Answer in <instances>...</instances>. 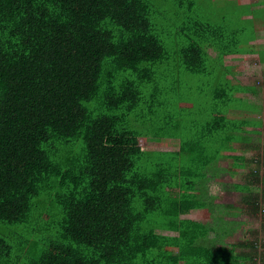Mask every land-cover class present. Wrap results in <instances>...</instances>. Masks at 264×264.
Returning <instances> with one entry per match:
<instances>
[{"label": "trees", "instance_id": "16d2710c", "mask_svg": "<svg viewBox=\"0 0 264 264\" xmlns=\"http://www.w3.org/2000/svg\"><path fill=\"white\" fill-rule=\"evenodd\" d=\"M168 9L154 0H0V264H256L255 252L213 243L208 214L182 218L213 210L212 164L261 150L237 95L254 88L221 82L200 121L162 82L204 80L228 55L258 54L256 28L220 23L195 0ZM146 137L180 145L145 149ZM248 168L260 180V168Z\"/></svg>", "mask_w": 264, "mask_h": 264}, {"label": "rangeland", "instance_id": "374dc122", "mask_svg": "<svg viewBox=\"0 0 264 264\" xmlns=\"http://www.w3.org/2000/svg\"><path fill=\"white\" fill-rule=\"evenodd\" d=\"M197 3L202 6L206 12H209L215 19L217 18L220 23H226L227 25L231 24L233 27H244L246 33L249 35L251 32L255 31V28H264V23L262 22L263 18L260 13L258 12L260 9L257 8V2L260 0H195ZM156 4H158L159 8L162 9H172L173 11L170 13V15L173 14L174 9L176 7L177 0H154ZM259 7L262 8L260 5ZM169 10V9H168ZM257 17V18H256ZM168 33L166 35V40L168 42V48L173 49L171 46L173 44V41L176 39V36L173 35L174 33V26L168 27ZM254 43V42H252ZM251 43V44H252ZM257 43L256 48H258V55L264 52V32H259L257 37ZM248 47L247 45H245ZM210 54L215 56L217 54V51L213 48L210 49ZM260 56H257V54H250V55H242V54H232L230 56L226 57V64L223 66L217 65L216 67L219 68L216 74L208 75L207 77L204 76L203 79H195L193 80L191 76L183 73L182 76H180L179 79L175 81V83H179L175 87L174 78L170 76L168 79L162 80L163 84L167 86L169 90H171V99H178L180 96L183 97V102L181 107L185 108L184 110H193L197 111L195 114V117L198 118L200 121H203L205 119V112L207 108H210L213 105V96L215 89L221 88V82L225 84L227 91L234 87L235 85L239 88L244 85H247L252 89L251 92L248 93H242L237 92L238 96H241L244 98L245 103L241 106L243 110L246 111L244 115V119L248 120V123L253 124V127H256L255 125L258 123L257 126H259V120L262 119V122H264V76L263 72L261 70V67H264V64H260L259 61L261 59ZM218 58V57H216ZM212 62V61H211ZM214 64V62H212ZM211 64L208 61V66L210 69L214 67V65ZM172 67V66H170ZM224 67H226L227 70H224ZM203 88V89H202ZM256 91V92H255ZM180 109V107H179ZM202 110V111H200ZM204 110V111H203ZM255 117V118H254ZM189 117L186 116L182 118V121L186 123L188 121ZM262 133L261 137L255 134L254 136H251L253 138L254 143L263 142L264 149V126H261ZM259 139V141H258ZM261 139V140H260ZM261 142V143H262ZM143 147L145 149H152V150H177L179 148L180 142L178 138H163L160 141H157L153 138L146 137L144 138ZM242 152V151H241ZM244 155L252 156L254 155L251 151L242 152ZM261 155H264V151L261 153ZM228 159H220L215 164H212L211 168L208 169L210 176H212L213 181L210 183L208 187V192L210 191L211 199L214 202L216 200V204H218V207H216V211H225V204L232 206H238L245 204L247 205V199L246 196H250L253 193L259 194V197H261L263 192H260L264 185V182L262 183L260 180H256L254 176L251 174L252 171L244 170L240 172H236V175L231 172L232 169H228L227 167ZM264 175V168H260V176L263 177ZM240 182L243 185H248L249 182H252L253 189L255 192H252L250 194L249 191H244L243 193H240L238 195H235L233 184ZM262 187V188H261ZM215 195V196H213ZM217 196V197H216ZM262 198V197H261ZM260 206L258 210V216L253 217L255 221H264V212H263V205L262 202H264L263 199H260ZM220 201V202H219ZM224 202V203H222ZM221 204V205H220ZM229 205V206H231ZM243 205L244 209H247V206ZM43 206L45 208H50L48 199L44 202ZM44 207L42 209H44ZM249 207V206H248ZM252 207L250 206V209ZM211 210V209H210ZM211 213V211H210ZM216 217L219 216L218 212H214ZM212 214L208 215V219H212ZM215 215H213V218H215ZM224 219V218H223ZM253 222V221H252ZM222 219L216 218L214 223H212L211 220H209V224L211 226H218L217 229L222 226ZM260 223V222H259ZM36 227V230L38 231L40 228H43L44 222L41 220H36L34 223H32V226ZM28 227H23L20 232L24 235H29L27 230H25ZM163 232V231H160ZM11 234V233H9ZM41 234V233H39ZM250 238L254 239L255 236H252L250 234ZM37 237V236H36ZM43 239V238H42ZM39 239L38 246L42 248V242ZM258 240L260 241L258 244V247L255 250V253L258 254L259 251H262L264 249V238L258 237ZM262 240V241H261ZM43 241V240H42ZM256 264H259L256 262ZM262 264V263H260Z\"/></svg>", "mask_w": 264, "mask_h": 264}, {"label": "crops", "instance_id": "0c3cea01", "mask_svg": "<svg viewBox=\"0 0 264 264\" xmlns=\"http://www.w3.org/2000/svg\"><path fill=\"white\" fill-rule=\"evenodd\" d=\"M261 1L262 0L257 2L256 6H257V8H261V7H259L261 5L262 6L261 9H264V4H261ZM262 31L264 32V28H260V29L256 28V40H255L256 42H257V37H258L259 32H262ZM242 55H250V54H242ZM228 56H230V55H228ZM257 56H259V55L257 54ZM259 62H260V64H264V61H259ZM261 70H262L263 76H264V67H261ZM258 120L261 121V126H264V122H262V119H258ZM249 130H250V132L247 136L251 137V136H254L255 134H257L258 136L261 137L262 128H260V126L249 127ZM258 141H259V139H258ZM251 142H253L252 137H251ZM261 142H262V140H261ZM261 142H259V146H260L259 149H261V150H259L258 153L252 149L253 147L247 149L248 152L251 151L254 153V155H252V156L242 154V152H246V151L238 152V155L245 156L246 160H244V161H246V164L242 160L237 161V160H234L233 158H222V159H228L227 167L229 170L232 169L231 172L229 171V173H234L236 175V172L249 170L248 167L258 166L259 168H264V155H261V153L264 151V149H262L263 142L262 143ZM253 158L255 159L254 161H253ZM212 181H213L212 176H210V179L208 182V187ZM260 181L262 183L264 182V175H263V177L260 176ZM238 185H243V184L240 182L233 184V187H234L233 193L235 195L243 193L244 191H249L250 194L253 192L252 187L254 184L253 183L251 184V182H249L248 185H246V184L243 185V186H245V189L243 188V191L238 190ZM254 186H256V185H254ZM262 187H261L262 189H260L261 190L260 192H263L261 195L262 198L259 197V194H254L256 197V200H254L253 202L259 203L260 201H262L260 199L264 200V185ZM208 193H209V195L211 194L210 191ZM213 196H215V195H213ZM245 198L247 199V202H248L247 205L249 207L245 204H243V205L247 206V209H244L242 204L240 205V207L232 206L231 204H229L231 206L225 204L223 206H225L226 208H225V211H223V212L222 211H216L215 208L218 207V204H216V203H218V202H216V200L214 202L212 201L213 202L212 208L214 207L213 210H210L211 213H213L212 219L207 218V220H211L212 223H214L216 218H219V219H222V221H223L222 226H220L218 229H217L218 226H213L215 229L212 230V232L210 234V238L213 241V243L215 241V244L217 243V245H222V246L237 245V251L239 254H242V255L248 254L250 256L252 254V256H253V254L255 252L254 248H252L253 242L254 241L260 242L258 240L259 236L264 238V221H255V219H253V217L258 216V210H259L260 203L258 204L257 208L253 211L252 208L250 209V206L254 205L253 203H250L252 196L251 195L246 196ZM222 203H224V202H222ZM262 203H263V205L261 204V206L263 207L262 209L264 212V202H262ZM214 212H216V214L218 212L219 216L216 217ZM211 213L207 209L206 210L205 209L192 210L191 212L182 215V218L200 220V219H202V217L204 218L207 214L209 215ZM213 215H215V218H213ZM162 233L167 234V235H178V232H175V231H163ZM250 234H252V236H255V238L251 239ZM217 235L219 236L218 238H217ZM249 262H250V259H249ZM250 264H251V262H250Z\"/></svg>", "mask_w": 264, "mask_h": 264}, {"label": "built area", "instance_id": "2783aa9c", "mask_svg": "<svg viewBox=\"0 0 264 264\" xmlns=\"http://www.w3.org/2000/svg\"><path fill=\"white\" fill-rule=\"evenodd\" d=\"M256 260H257V262H258L259 264H260V263L263 264V258H262L261 254H260V251L258 252V256L256 257Z\"/></svg>", "mask_w": 264, "mask_h": 264}]
</instances>
